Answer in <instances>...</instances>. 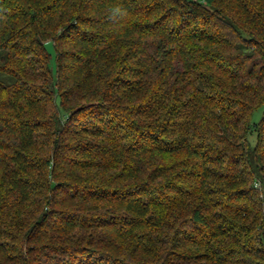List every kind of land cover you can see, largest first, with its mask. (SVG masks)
Masks as SVG:
<instances>
[{"label":"trees","instance_id":"1","mask_svg":"<svg viewBox=\"0 0 264 264\" xmlns=\"http://www.w3.org/2000/svg\"><path fill=\"white\" fill-rule=\"evenodd\" d=\"M263 105L264 0H0V264H264Z\"/></svg>","mask_w":264,"mask_h":264},{"label":"rangeland","instance_id":"2","mask_svg":"<svg viewBox=\"0 0 264 264\" xmlns=\"http://www.w3.org/2000/svg\"><path fill=\"white\" fill-rule=\"evenodd\" d=\"M47 51L50 53V55L52 56V60H51V67L53 69H55L56 67V63H55V51H54V47L53 44L48 41L45 44ZM264 113V105L260 106L258 108H256L253 113H252V121L254 123H258V121L260 120L261 115ZM248 140L251 144H253L256 141V134L255 132H252L248 135Z\"/></svg>","mask_w":264,"mask_h":264},{"label":"clouds","instance_id":"3","mask_svg":"<svg viewBox=\"0 0 264 264\" xmlns=\"http://www.w3.org/2000/svg\"><path fill=\"white\" fill-rule=\"evenodd\" d=\"M126 16H127V9L124 8L122 5L113 6L110 9L109 19L111 20L123 19Z\"/></svg>","mask_w":264,"mask_h":264}]
</instances>
